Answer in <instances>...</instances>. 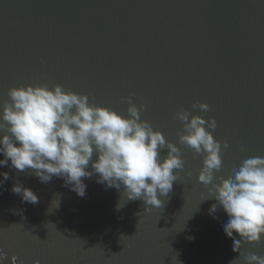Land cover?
Returning <instances> with one entry per match:
<instances>
[{
  "label": "water",
  "instance_id": "water-1",
  "mask_svg": "<svg viewBox=\"0 0 264 264\" xmlns=\"http://www.w3.org/2000/svg\"><path fill=\"white\" fill-rule=\"evenodd\" d=\"M39 84L86 95L124 117L122 98L131 96L137 108L144 106L141 120L173 143L184 163L173 170L171 192L157 194L161 208L147 212L142 200H127L123 188L96 183V175L82 178L87 187L80 197L61 179L41 183L31 170L0 167L9 176L0 185L3 264L13 257L15 264L238 258L222 228L228 217L218 207L213 219L215 200L202 201L207 189L196 177L203 155L178 143L183 129L175 113L216 121L209 131L222 144V164L214 183L232 177L244 160L264 157V0H0V108L10 88ZM200 103L209 110L191 107ZM16 182L38 203L13 194ZM248 254L264 256V237L242 243L233 264Z\"/></svg>",
  "mask_w": 264,
  "mask_h": 264
},
{
  "label": "clouds",
  "instance_id": "clouds-1",
  "mask_svg": "<svg viewBox=\"0 0 264 264\" xmlns=\"http://www.w3.org/2000/svg\"><path fill=\"white\" fill-rule=\"evenodd\" d=\"M7 96L9 100L0 108V155L4 157L0 167L17 172L31 170L41 183H48L53 177L61 179L63 186L80 197L87 187L83 179L96 175V183L123 188L127 200H142L145 212L149 206L161 208L157 194L166 197L171 192L178 179L173 170H182L184 162L173 143L141 120L139 113L144 106L137 108L131 96L122 98L128 104L127 117L90 104L86 95L59 85L14 87ZM191 107L201 112L209 110L204 103ZM175 118L183 129L178 143L203 155L196 177L207 189L202 201L215 200L209 208L213 219L217 218L214 214L218 207L228 217L222 225L223 232L232 240V251L238 253L239 259L242 243L258 244L264 237V157L244 160L238 169L233 168L232 177H216L219 183H214V171L218 172L222 164V144L209 131L216 128V121L209 117L206 122L187 110L177 111ZM227 147L224 143L223 148ZM165 148L166 155L161 157L160 150ZM0 177V185L9 179L7 172H0ZM11 192L20 195L24 202L38 203L33 191L19 182L13 184ZM6 258L0 252V264ZM15 260L13 257L12 264ZM243 264H264V256L244 255Z\"/></svg>",
  "mask_w": 264,
  "mask_h": 264
}]
</instances>
